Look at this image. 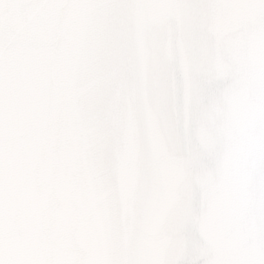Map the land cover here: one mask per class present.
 Instances as JSON below:
<instances>
[{
    "label": "clouds",
    "instance_id": "clouds-1",
    "mask_svg": "<svg viewBox=\"0 0 264 264\" xmlns=\"http://www.w3.org/2000/svg\"><path fill=\"white\" fill-rule=\"evenodd\" d=\"M225 4L245 84L226 139L236 160L226 264H264V3L256 17L250 0ZM192 7L0 0V264H159L142 247L141 212L159 163L179 150L135 37L177 28ZM196 8L211 18L218 5Z\"/></svg>",
    "mask_w": 264,
    "mask_h": 264
},
{
    "label": "water",
    "instance_id": "water-1",
    "mask_svg": "<svg viewBox=\"0 0 264 264\" xmlns=\"http://www.w3.org/2000/svg\"><path fill=\"white\" fill-rule=\"evenodd\" d=\"M187 2L192 14L177 28L165 23L148 37L142 29L135 37L179 150L178 157L158 165L141 212V243L159 264H226L233 245L230 181L236 163L226 139L245 89L233 77L241 43L235 35L238 19L224 10L225 0H215L218 10L211 18L196 8L205 0ZM250 2L256 6L252 15L259 16L264 0ZM256 160L258 191H264L259 148ZM127 184L131 195L134 175Z\"/></svg>",
    "mask_w": 264,
    "mask_h": 264
}]
</instances>
